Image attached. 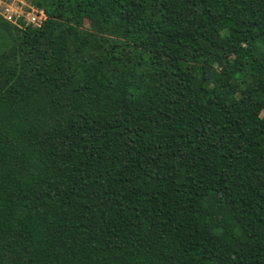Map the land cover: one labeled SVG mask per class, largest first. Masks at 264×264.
I'll use <instances>...</instances> for the list:
<instances>
[{
    "label": "trees",
    "instance_id": "obj_1",
    "mask_svg": "<svg viewBox=\"0 0 264 264\" xmlns=\"http://www.w3.org/2000/svg\"><path fill=\"white\" fill-rule=\"evenodd\" d=\"M0 14V264H264V0H27Z\"/></svg>",
    "mask_w": 264,
    "mask_h": 264
},
{
    "label": "rangeland",
    "instance_id": "obj_2",
    "mask_svg": "<svg viewBox=\"0 0 264 264\" xmlns=\"http://www.w3.org/2000/svg\"><path fill=\"white\" fill-rule=\"evenodd\" d=\"M28 7L30 8L32 6L27 0H0V14L2 16H6L8 18L10 16H13V12L19 13L24 11V18L26 23H28L27 19L30 18L27 15L31 13ZM8 11H11V13H9Z\"/></svg>",
    "mask_w": 264,
    "mask_h": 264
},
{
    "label": "built area",
    "instance_id": "obj_3",
    "mask_svg": "<svg viewBox=\"0 0 264 264\" xmlns=\"http://www.w3.org/2000/svg\"><path fill=\"white\" fill-rule=\"evenodd\" d=\"M21 8V7H20ZM29 8V7H28ZM31 13H29L27 16L30 17V18H26L28 23L27 24H32V25H35V26H39L41 25V23L43 22V20L45 19V15L43 13V11L41 10H37L36 8H32L30 7L29 8ZM29 11V12H30ZM9 13H11V11H8ZM13 16H10V17H6V16H3L7 21L9 22H12V23H17L18 20L22 19L24 22L25 21V18H24V11L22 12H13L12 14Z\"/></svg>",
    "mask_w": 264,
    "mask_h": 264
}]
</instances>
